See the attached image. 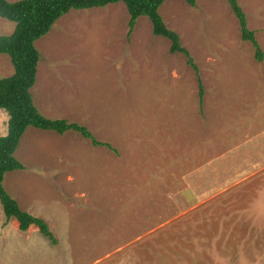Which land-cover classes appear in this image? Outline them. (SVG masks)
I'll return each instance as SVG.
<instances>
[{
    "label": "rangeland",
    "instance_id": "obj_1",
    "mask_svg": "<svg viewBox=\"0 0 264 264\" xmlns=\"http://www.w3.org/2000/svg\"><path fill=\"white\" fill-rule=\"evenodd\" d=\"M236 1L264 54V0ZM158 12L198 68L201 105L186 59L144 17L127 36L121 3L72 10L34 43L38 112L115 152L29 128L14 154L24 170L3 187L57 245L4 226L0 207V264H264V58L226 0ZM13 29L0 18V36ZM12 73L0 55V79ZM7 120L0 110V137Z\"/></svg>",
    "mask_w": 264,
    "mask_h": 264
},
{
    "label": "trees",
    "instance_id": "obj_2",
    "mask_svg": "<svg viewBox=\"0 0 264 264\" xmlns=\"http://www.w3.org/2000/svg\"><path fill=\"white\" fill-rule=\"evenodd\" d=\"M166 0H19L8 2L0 0V18L14 24L13 32L0 36V55H6L11 63V76L0 79V110L8 117L6 134L0 137V205L6 221L17 222L18 230L26 232L36 227L38 233L51 245L57 241L48 225L39 218L23 212L3 187L4 177L8 173L24 170V166L14 157L20 141L29 129L64 135L73 132L90 142L93 147H102L115 152L109 144L97 141L84 126L69 123L64 119H47L33 104L30 90L36 84L37 67L40 60L34 43L47 35L54 23L70 11L105 8L121 3L128 14V32L130 36L136 20L146 18L151 25L152 35L169 42V53L179 54L186 59L197 82L198 104L201 105L203 87L198 68L189 52L180 44L179 36L164 24L158 10ZM194 7L195 0H183ZM232 14L238 22L240 39L253 49V58L261 63L262 53L254 33L247 27L246 17L236 0H226Z\"/></svg>",
    "mask_w": 264,
    "mask_h": 264
},
{
    "label": "crops",
    "instance_id": "obj_3",
    "mask_svg": "<svg viewBox=\"0 0 264 264\" xmlns=\"http://www.w3.org/2000/svg\"><path fill=\"white\" fill-rule=\"evenodd\" d=\"M0 207H1V205H0ZM1 211H2V208H1ZM2 214H3V211H2ZM3 216H4V214H3ZM10 221H14L15 223H16V225H17V222L15 221V220H13V219H10L9 221H6V219H5V216H4V220H3V223H4V226L7 224V223H9ZM6 223V224H5ZM33 227V226H32ZM17 230H18V225H17ZM19 231V230H18ZM20 232V231H19ZM27 232V231H26ZM26 232H20V233H22V234H25ZM7 237V236H6ZM9 238H11V239H13V237H9Z\"/></svg>",
    "mask_w": 264,
    "mask_h": 264
}]
</instances>
